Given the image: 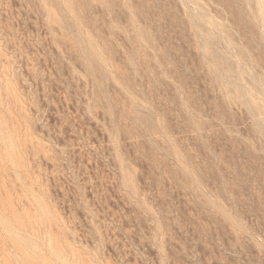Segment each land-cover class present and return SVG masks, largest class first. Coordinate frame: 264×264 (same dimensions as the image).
<instances>
[{
  "label": "rangeland",
  "instance_id": "rangeland-1",
  "mask_svg": "<svg viewBox=\"0 0 264 264\" xmlns=\"http://www.w3.org/2000/svg\"><path fill=\"white\" fill-rule=\"evenodd\" d=\"M0 264H264V0H0Z\"/></svg>",
  "mask_w": 264,
  "mask_h": 264
}]
</instances>
